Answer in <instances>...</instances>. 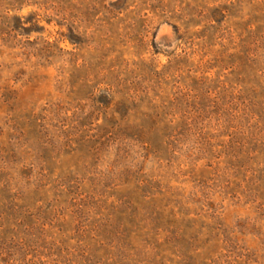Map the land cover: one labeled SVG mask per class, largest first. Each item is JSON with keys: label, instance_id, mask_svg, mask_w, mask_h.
<instances>
[{"label": "rangeland", "instance_id": "1", "mask_svg": "<svg viewBox=\"0 0 264 264\" xmlns=\"http://www.w3.org/2000/svg\"><path fill=\"white\" fill-rule=\"evenodd\" d=\"M0 264H264V0H0Z\"/></svg>", "mask_w": 264, "mask_h": 264}]
</instances>
